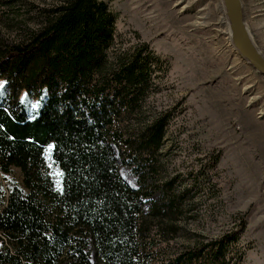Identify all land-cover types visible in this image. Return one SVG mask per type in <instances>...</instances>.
Returning <instances> with one entry per match:
<instances>
[{
  "label": "rangeland",
  "instance_id": "1",
  "mask_svg": "<svg viewBox=\"0 0 264 264\" xmlns=\"http://www.w3.org/2000/svg\"><path fill=\"white\" fill-rule=\"evenodd\" d=\"M242 2L247 28L264 54V0ZM73 7L86 14L84 24L93 23L92 28L52 35L57 25L68 30ZM228 27L223 0H0V81L6 82L0 87V111L13 122L17 119L6 104L13 93L7 69L33 63L49 69L51 80L28 81L30 90H42L49 100L55 91L68 92L65 77L71 78L72 70L85 73L98 58L110 71L145 75L148 97L120 115L127 133L158 125L153 171L116 155L121 178L141 193L143 214L151 211L158 219L140 238L143 250L152 254L142 264H187L192 254L191 264H264V75L238 53ZM82 52L84 63L75 64L70 57ZM25 86L17 92L22 103L30 97ZM37 100L34 107L25 103L30 112L25 123L34 120L41 106ZM36 145L52 165L55 141L43 138ZM52 170L46 171L57 188L65 173ZM22 174L20 167L0 162V217L15 195L13 182L24 183L29 192L32 178ZM172 198L174 215L164 208ZM82 224L80 219L72 224L80 235ZM17 234L0 227V251L7 250L18 264H34L21 251ZM93 242L84 249V264H104ZM215 250L225 255L221 263L212 257ZM179 256L183 262L176 263ZM72 257L61 253L54 264H80L76 258L65 261Z\"/></svg>",
  "mask_w": 264,
  "mask_h": 264
},
{
  "label": "trees",
  "instance_id": "2",
  "mask_svg": "<svg viewBox=\"0 0 264 264\" xmlns=\"http://www.w3.org/2000/svg\"><path fill=\"white\" fill-rule=\"evenodd\" d=\"M71 10L74 22L70 23L68 30H57V25L51 31L52 35H76L84 32V28H92L93 23L87 21L84 24L86 14L80 8ZM72 29L77 31H70ZM55 41L58 36L50 41L53 48L56 45L52 42ZM78 41L81 46L82 39ZM86 51L93 55L91 49ZM58 55L60 57V53ZM84 56L82 52L80 56L70 58L75 64L84 63ZM102 62L105 60L101 58L92 61L95 67L85 73L84 68L77 73L72 70L74 75L65 77L68 92L55 91L50 100L42 96V90L28 88L31 87L28 81L51 80L53 72L49 69L36 67V63L27 69H7L6 77H12L13 93L6 104L17 122H13L5 110L0 111V162L9 169L10 166L20 167L23 176L27 174L32 178V185L26 192L24 183L20 186L12 181L15 195L11 196V205L5 215L0 217V227L6 232L18 233V240H15L34 264H54L61 253L73 256L65 261L76 258L84 264V249L90 240L97 245L104 264H142L141 261L152 256L143 250L140 238L145 230L150 231L151 222L158 219L151 211L150 216L143 214L141 193L127 185L116 167L118 155L122 161L129 158L148 164L145 171L147 167L153 171L152 165L160 146V135L156 132L158 125L154 129L143 126L127 133L121 126L125 116L120 115L125 110L138 109L150 89L144 74H124L119 73V69L110 71L100 66ZM12 71L19 76H13ZM25 84L30 93L25 103L34 107L38 98L41 101L40 108L32 115L34 120L26 123L23 121L26 120L25 114L30 115V112L24 109L26 105L18 100L17 93ZM43 138H51L56 143L52 165L45 152L36 145V140L43 141ZM53 167L65 173L58 189L47 173L48 170L52 172ZM173 201L174 198L164 207L172 215L175 206L170 204ZM79 219L84 226L81 235L78 227L72 225ZM171 229L174 233L173 226ZM216 256L219 263L225 257L224 253L215 250L212 257ZM193 257L194 254L185 258V263L191 264L188 260ZM183 258L176 257V263L183 262ZM0 264L18 263L6 250L0 251Z\"/></svg>",
  "mask_w": 264,
  "mask_h": 264
},
{
  "label": "water",
  "instance_id": "3",
  "mask_svg": "<svg viewBox=\"0 0 264 264\" xmlns=\"http://www.w3.org/2000/svg\"><path fill=\"white\" fill-rule=\"evenodd\" d=\"M223 3L236 50L255 70L264 75V58L248 34L242 0H223Z\"/></svg>",
  "mask_w": 264,
  "mask_h": 264
},
{
  "label": "bare ground",
  "instance_id": "4",
  "mask_svg": "<svg viewBox=\"0 0 264 264\" xmlns=\"http://www.w3.org/2000/svg\"><path fill=\"white\" fill-rule=\"evenodd\" d=\"M227 24H228V22H227ZM247 26V25H246ZM229 28V31H230V27H228ZM248 34H249V36H250V39H252V41H253V43H254V39H253V37L251 36V34H250V32H249V30H248ZM231 35H232V33H231V31L229 32V36L231 37ZM254 45L256 46V48H257V45L254 43ZM257 50L259 51V53L261 54V56L264 58V54L262 53V52H260V50L257 48Z\"/></svg>",
  "mask_w": 264,
  "mask_h": 264
},
{
  "label": "snow or ice",
  "instance_id": "5",
  "mask_svg": "<svg viewBox=\"0 0 264 264\" xmlns=\"http://www.w3.org/2000/svg\"><path fill=\"white\" fill-rule=\"evenodd\" d=\"M4 83H6V82L0 81V87H2L4 85Z\"/></svg>",
  "mask_w": 264,
  "mask_h": 264
}]
</instances>
